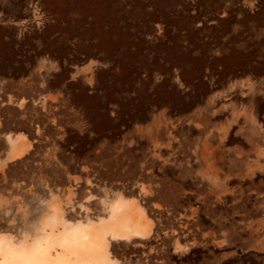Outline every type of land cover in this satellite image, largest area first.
Here are the masks:
<instances>
[{
    "label": "rangeland",
    "instance_id": "obj_1",
    "mask_svg": "<svg viewBox=\"0 0 264 264\" xmlns=\"http://www.w3.org/2000/svg\"><path fill=\"white\" fill-rule=\"evenodd\" d=\"M3 32L0 236L121 194L148 204L109 235L134 264H264V0H0Z\"/></svg>",
    "mask_w": 264,
    "mask_h": 264
},
{
    "label": "bare ground",
    "instance_id": "obj_2",
    "mask_svg": "<svg viewBox=\"0 0 264 264\" xmlns=\"http://www.w3.org/2000/svg\"><path fill=\"white\" fill-rule=\"evenodd\" d=\"M138 182L145 192H154L151 184ZM79 195L72 190L65 201L55 200L48 210L39 208L33 216L20 207L13 225L15 234L0 236V264H134L133 259L109 250V235L145 233L148 204L140 199L128 203L118 194L109 201L110 210L102 214L77 198ZM35 219L38 224L34 225Z\"/></svg>",
    "mask_w": 264,
    "mask_h": 264
},
{
    "label": "crops",
    "instance_id": "obj_3",
    "mask_svg": "<svg viewBox=\"0 0 264 264\" xmlns=\"http://www.w3.org/2000/svg\"><path fill=\"white\" fill-rule=\"evenodd\" d=\"M15 21V20H14ZM9 38V34L6 32L1 33L0 35V43H3L1 39ZM3 94H0V107L3 106ZM7 101H9V97H6ZM18 131H13L9 129H5L3 126V115L0 114V167L3 165L4 160L11 161L13 158V154L16 153L20 155V147L17 149V138H19Z\"/></svg>",
    "mask_w": 264,
    "mask_h": 264
},
{
    "label": "water",
    "instance_id": "obj_4",
    "mask_svg": "<svg viewBox=\"0 0 264 264\" xmlns=\"http://www.w3.org/2000/svg\"><path fill=\"white\" fill-rule=\"evenodd\" d=\"M32 17H33V16H32ZM32 17L30 18L31 20L33 19Z\"/></svg>",
    "mask_w": 264,
    "mask_h": 264
}]
</instances>
